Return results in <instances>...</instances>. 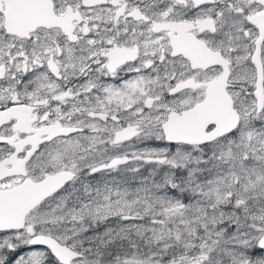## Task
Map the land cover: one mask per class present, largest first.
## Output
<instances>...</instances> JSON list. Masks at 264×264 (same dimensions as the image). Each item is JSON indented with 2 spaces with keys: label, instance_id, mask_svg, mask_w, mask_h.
I'll use <instances>...</instances> for the list:
<instances>
[{
  "label": "snow or ice",
  "instance_id": "obj_1",
  "mask_svg": "<svg viewBox=\"0 0 264 264\" xmlns=\"http://www.w3.org/2000/svg\"><path fill=\"white\" fill-rule=\"evenodd\" d=\"M0 264H264V0H0Z\"/></svg>",
  "mask_w": 264,
  "mask_h": 264
}]
</instances>
